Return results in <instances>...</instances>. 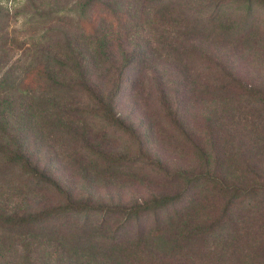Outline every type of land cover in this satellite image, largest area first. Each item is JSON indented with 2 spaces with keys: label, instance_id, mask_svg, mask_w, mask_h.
Returning a JSON list of instances; mask_svg holds the SVG:
<instances>
[{
  "label": "trees",
  "instance_id": "1",
  "mask_svg": "<svg viewBox=\"0 0 264 264\" xmlns=\"http://www.w3.org/2000/svg\"><path fill=\"white\" fill-rule=\"evenodd\" d=\"M71 1L65 5L75 8L55 6L46 12L49 3L40 0V10L34 8L29 20L26 8L21 12L25 24L36 30L31 47H21L24 68L0 74V187L7 185L25 197L45 188L58 191L49 159L35 151V133L38 128L54 137L69 135L76 114L78 121L98 119L106 132L137 139L133 118L120 110L118 97L125 88L129 97L150 90L159 117L182 134L180 145L200 166L183 172V180L165 179L180 181L177 189H157L126 204L65 198L36 211L0 207V264H195L196 256L202 264L197 252L210 234L246 223L244 211L239 223L231 220L234 204L264 190L258 164L264 153L255 157L254 166H244L251 184L214 176L226 127L210 114V108L221 109L231 121L240 119L245 100L264 111V87L255 75L257 69L264 71V63L252 61L264 43V0ZM42 23L48 25L37 28ZM52 35L62 39L47 51ZM188 83L184 95L175 94ZM170 89H175L173 95ZM183 105L202 123L200 139L184 131ZM248 113V119L259 116ZM87 147L106 169L120 167L121 158ZM150 165L154 169L157 162ZM204 186L220 208L198 220L189 216ZM181 201L182 208L168 214Z\"/></svg>",
  "mask_w": 264,
  "mask_h": 264
},
{
  "label": "rangeland",
  "instance_id": "2",
  "mask_svg": "<svg viewBox=\"0 0 264 264\" xmlns=\"http://www.w3.org/2000/svg\"><path fill=\"white\" fill-rule=\"evenodd\" d=\"M39 1L0 0V74L5 71L15 73L20 68H24V64L21 63L23 58L21 47L24 46V49L31 47L29 41L32 40L36 28L33 29L30 24H25L21 12L26 8L25 17L29 20L34 8L38 7L40 10ZM45 1L49 3L46 5V12L53 10L55 6L61 10L75 8L70 4L65 5L71 0ZM45 24L42 23L37 28H42ZM50 38L47 51H51L52 43L60 42L62 39L58 35H52ZM253 59L257 64L264 63V43L252 56V61ZM256 71V78L260 86L264 87V71L259 69ZM241 76L246 77L244 73ZM189 85L190 83L179 87L181 92L176 91L175 94L181 97L188 88H191ZM174 90L170 89L169 94L173 95ZM126 91L127 88L118 97L120 110L126 117L133 118L130 120L138 134L137 139L122 133L106 132L98 119L78 121L77 114L72 119L75 128L73 126L69 128V135L54 137L43 131L41 134V130L37 128L40 133H35V151L42 159H49L54 180L60 189L57 191L45 188L25 197L24 194L6 185L0 187V207L18 206L36 211L43 206L63 202L65 198L71 200L91 198L99 204L106 205L117 202L126 204L131 200L145 197L149 192L157 189L167 192L177 189L180 181L169 184L165 179L177 177L178 180H183L179 178L182 173L186 174L199 168L200 162L189 149H184L180 145V142L184 141L182 134L178 130L171 131L159 117L154 102L151 104L149 101L151 96L149 89L136 91L130 97ZM69 101L78 102V98L71 97ZM248 102L245 100L241 105L242 117L234 121H231L230 115L223 110L217 109L218 111L215 112L210 108L211 118L226 127L225 133L223 132L225 142L222 152H217L219 162L215 165L213 174L216 177L221 175L225 180L240 186L253 182L244 175V166L246 164L254 166L257 163L255 157L264 153V111H261L262 107L258 104L249 105ZM181 110L185 114V121L182 123L184 131L196 133V136L201 137L202 123L195 120V111L185 105ZM250 110L259 116L256 119L246 118ZM88 145L97 146L109 155L121 158L120 167L106 169L99 159L89 152ZM141 156L148 162H145ZM212 160V156H208L210 170L213 169ZM152 161L157 162V167L154 169L150 165ZM258 164L261 173L264 174V160ZM205 188L204 186L203 196L189 217L203 220L219 210L218 199L212 193L208 194ZM183 203L184 201L175 204L173 209H169L168 214L182 208ZM243 211L248 212L245 224H240L235 229L227 225L207 237L204 246L197 252L203 258L202 264H264V261H260L258 257V253L264 250V190H257L254 198L239 200L234 204L230 212L233 223L235 221L239 223L238 216ZM159 256L167 258V255L164 257L161 253ZM197 260L196 256L194 263L200 264L196 262Z\"/></svg>",
  "mask_w": 264,
  "mask_h": 264
}]
</instances>
